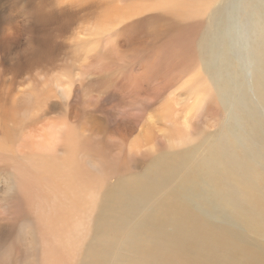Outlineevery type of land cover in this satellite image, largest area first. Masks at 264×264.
I'll list each match as a JSON object with an SVG mask.
<instances>
[{
	"label": "bare ground",
	"instance_id": "obj_1",
	"mask_svg": "<svg viewBox=\"0 0 264 264\" xmlns=\"http://www.w3.org/2000/svg\"><path fill=\"white\" fill-rule=\"evenodd\" d=\"M0 56V264H264V0H0Z\"/></svg>",
	"mask_w": 264,
	"mask_h": 264
},
{
	"label": "rangeland",
	"instance_id": "obj_2",
	"mask_svg": "<svg viewBox=\"0 0 264 264\" xmlns=\"http://www.w3.org/2000/svg\"><path fill=\"white\" fill-rule=\"evenodd\" d=\"M0 59H1V61H3V59H2V57L0 56ZM3 64H0V67H2L3 68V66H2ZM1 70H5V67L3 68V69H1ZM248 235H249V233H248ZM247 235V236H248ZM250 237L251 238H259V241H261V242H264V234H261V233H259V234H257V233H255V232H251L250 233Z\"/></svg>",
	"mask_w": 264,
	"mask_h": 264
}]
</instances>
